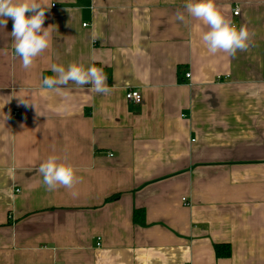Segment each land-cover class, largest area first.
Masks as SVG:
<instances>
[{
  "label": "crops",
  "instance_id": "obj_1",
  "mask_svg": "<svg viewBox=\"0 0 264 264\" xmlns=\"http://www.w3.org/2000/svg\"><path fill=\"white\" fill-rule=\"evenodd\" d=\"M41 2L30 69L0 26V264H264V0H214L250 33L234 57L207 52L186 0ZM53 63L101 68L111 92L43 88ZM49 155L73 189L47 190Z\"/></svg>",
  "mask_w": 264,
  "mask_h": 264
},
{
  "label": "clouds",
  "instance_id": "obj_2",
  "mask_svg": "<svg viewBox=\"0 0 264 264\" xmlns=\"http://www.w3.org/2000/svg\"><path fill=\"white\" fill-rule=\"evenodd\" d=\"M47 8L43 6L41 0H0V26L7 24V18L12 19L13 58L18 57L25 70L30 69L34 59L50 46V32L48 28L42 27ZM184 8L189 17L207 25L208 30L202 34L201 40L208 53L223 52L234 57L237 51H246L249 48L248 30L243 26L237 29L235 24L217 9L214 0H186ZM26 13L31 15L26 16ZM174 19L188 23L183 12H177ZM50 70L54 75L43 76L41 85L48 90L59 92L62 86L68 85L71 81L80 87L90 84L94 93L108 95L111 92L103 69L93 65L85 68L83 65L70 63L65 68L53 63ZM19 98V102L24 106L33 105L25 97ZM38 171L49 191L61 186L73 189L78 182L72 165L62 162L56 155H49L39 165ZM71 194L78 195L75 191Z\"/></svg>",
  "mask_w": 264,
  "mask_h": 264
},
{
  "label": "built area",
  "instance_id": "obj_3",
  "mask_svg": "<svg viewBox=\"0 0 264 264\" xmlns=\"http://www.w3.org/2000/svg\"><path fill=\"white\" fill-rule=\"evenodd\" d=\"M238 14H239L238 7H234L233 15L234 16L235 15L237 16ZM83 25H85V24H83ZM185 76L186 77H189L190 76V73H186ZM125 98H126V100H128V101H130L132 103H135V104H139V103L142 102V94L139 91L133 90V89H129L128 91H126ZM16 113L17 112H14L15 115H16ZM96 244H97V246L100 245V238H98V242Z\"/></svg>",
  "mask_w": 264,
  "mask_h": 264
},
{
  "label": "trees",
  "instance_id": "obj_4",
  "mask_svg": "<svg viewBox=\"0 0 264 264\" xmlns=\"http://www.w3.org/2000/svg\"><path fill=\"white\" fill-rule=\"evenodd\" d=\"M218 247H219V246H218ZM218 247H216V252H217V254H218L219 256H220L221 253H223V252L226 253V255H228V250H229V249H228L227 247H226V249H228V250H225V251H224V250H221L222 252H220V251L218 252V249H219Z\"/></svg>",
  "mask_w": 264,
  "mask_h": 264
}]
</instances>
